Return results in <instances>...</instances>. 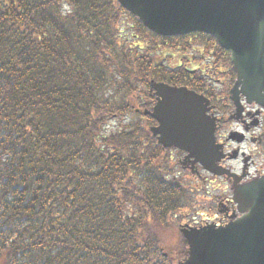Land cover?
<instances>
[{"label":"trees","instance_id":"1","mask_svg":"<svg viewBox=\"0 0 264 264\" xmlns=\"http://www.w3.org/2000/svg\"><path fill=\"white\" fill-rule=\"evenodd\" d=\"M209 67L233 73L214 37L117 0H0V264H179L196 190L144 110L152 80L206 93Z\"/></svg>","mask_w":264,"mask_h":264},{"label":"water","instance_id":"2","mask_svg":"<svg viewBox=\"0 0 264 264\" xmlns=\"http://www.w3.org/2000/svg\"><path fill=\"white\" fill-rule=\"evenodd\" d=\"M154 33L212 35L230 53L237 75L231 99L239 94L264 105V0H118ZM241 87V89H240ZM157 103L144 111L155 118L151 131L164 148L187 152V160L221 175L222 153L215 142L216 120L210 101L186 86L152 80ZM234 200L242 216L224 226L182 228L189 247L184 264H264V178L236 185Z\"/></svg>","mask_w":264,"mask_h":264},{"label":"flooded vegetation","instance_id":"3","mask_svg":"<svg viewBox=\"0 0 264 264\" xmlns=\"http://www.w3.org/2000/svg\"><path fill=\"white\" fill-rule=\"evenodd\" d=\"M219 69L221 74H218L216 81L204 94L211 101L210 114L216 117L215 142L220 145L222 153L217 165L225 173L213 174L191 160H187L184 166L187 152L176 147L169 149L177 160L179 173L183 170L201 184L202 173L209 174L213 176L214 181H218L220 191L229 195L213 197L210 204L204 208V212L192 213L191 222L184 225L200 227L206 224L222 226L230 223L241 216L233 197L234 186L264 178V105L255 100L247 103L246 98L240 93L238 100L241 110L237 112V107L230 96L234 82L228 90L225 89L227 84L223 83V80L227 79L226 73L223 68ZM212 70L213 68L209 69L211 74ZM218 86L225 90L224 94L219 92Z\"/></svg>","mask_w":264,"mask_h":264},{"label":"rangeland","instance_id":"4","mask_svg":"<svg viewBox=\"0 0 264 264\" xmlns=\"http://www.w3.org/2000/svg\"><path fill=\"white\" fill-rule=\"evenodd\" d=\"M196 46L198 47V44H196ZM170 53L173 54L174 56H176V59H177L176 53H172L171 51H170ZM176 59L171 60V63L173 65L178 63ZM203 63L204 62L198 63L199 64L198 66H195V64H190L189 65L190 69H188V68L187 69L191 70V72H190L191 74L199 75V74H196L197 73L196 71H198L197 67L203 68L202 66H200V65H203ZM180 67L182 69L185 68L181 65H180ZM235 75H236L235 73H231L230 75L226 76L227 77V79H226L227 86L225 89L228 90V88H230L232 86L233 82L235 83L236 78H237V77H235ZM217 88H218L219 92H221L222 94L225 93V90L222 87L218 86ZM225 96L227 97V92H226ZM181 173H182V175L187 176V178L190 177V179H191L190 186L196 187V189H195L196 190L195 191L196 196L194 197V203H195L194 206L192 208H189V210L180 218L179 224L190 223L192 220V217H191L192 213H194L196 211L204 212L205 211L204 208L210 204V201H211V199H213V197L220 196V195H222L221 197H225L226 195H229V193L226 194V193L220 191V189L217 186L219 184L218 181L217 180L214 181L213 176H211L209 174L202 173L203 177H202V184H201V183H198L196 181V179H194L193 177L188 176L187 173H185L183 170ZM198 218L200 219V216H198Z\"/></svg>","mask_w":264,"mask_h":264}]
</instances>
